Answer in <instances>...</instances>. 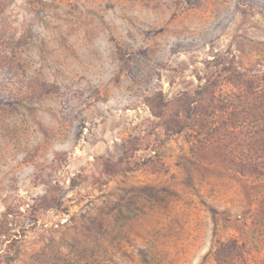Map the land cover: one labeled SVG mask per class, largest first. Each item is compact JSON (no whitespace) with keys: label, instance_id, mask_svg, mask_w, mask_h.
<instances>
[{"label":"rangeland","instance_id":"rangeland-1","mask_svg":"<svg viewBox=\"0 0 264 264\" xmlns=\"http://www.w3.org/2000/svg\"><path fill=\"white\" fill-rule=\"evenodd\" d=\"M230 62L264 107V0H0V264H264V110L242 142ZM219 71L221 128L166 132L150 104Z\"/></svg>","mask_w":264,"mask_h":264},{"label":"trees","instance_id":"trees-1","mask_svg":"<svg viewBox=\"0 0 264 264\" xmlns=\"http://www.w3.org/2000/svg\"><path fill=\"white\" fill-rule=\"evenodd\" d=\"M118 54L120 56V60L123 63V68H127L129 66V59L127 58V53L123 50L122 47L118 46ZM225 68V72L230 73L227 80L229 82H232L234 79L235 82L239 84V90H240V101H239V112H237V115H239V133H244V138L241 140L242 142H245L247 139H253L254 135L258 133L257 128V121L258 117H260V114L257 113L259 110H264V107H261L262 105L257 104L261 101L259 94L253 89V85L256 84L255 81L250 79L248 77V74L245 72L240 71L236 66L233 65V63L230 62V65L228 68ZM222 78V72L219 71L217 73H211V75H208L204 78L205 83L201 86H199L198 90L195 91L194 95H190L188 93L183 94L175 104H168L165 103L164 99H160V102H158L156 105H151L150 108L157 112V116L164 118L165 128L166 132L172 133V134H180L185 131L187 126L183 121L179 119V116L181 114V111H178L179 109H182V112L185 113L187 121H190L197 117L199 119L198 121V127L201 129V133L205 136H208L210 132H216L218 131L221 126H215L213 125V122L210 121V119H206L208 114L212 113L210 112V109L213 106H210L215 103L216 99V91L215 88L219 84V80ZM240 96V95H239ZM224 106V105H223ZM221 106V108H224ZM169 112V113H168ZM209 112V113H208ZM167 113V114H166ZM233 113V112H232ZM230 113V114H232ZM175 116L174 120L166 119V117ZM212 116V114H211ZM251 118V128L245 129L244 124H247L246 121L247 118ZM254 120V122H253ZM262 124H264L263 120H260ZM253 122V123H252ZM258 122V121H257ZM227 122H223V125L225 126ZM236 123H230V126H235ZM233 127L231 128V131H228L227 129L225 131L228 132V134H231ZM263 129L261 130V132ZM200 133V134H201ZM260 133V132H259ZM260 148L264 149V141L259 142ZM253 144V143H252ZM256 153V152H255ZM243 154V153H241ZM254 153H247L243 155H239L241 159V163L246 168V165L251 166L252 170L258 167H262L261 165L255 164V159H253ZM259 160H262L260 163L263 165L264 168V152L260 153L259 156H257ZM257 163L260 161H256ZM257 170V169H256ZM244 172V171H242ZM232 250L229 249L228 245L224 246L219 249V261L228 260L232 255L236 253L235 249L237 248V242H231ZM243 246V245H242ZM241 246V247H242ZM240 248V246H239Z\"/></svg>","mask_w":264,"mask_h":264}]
</instances>
